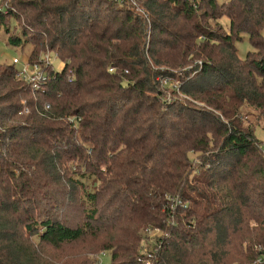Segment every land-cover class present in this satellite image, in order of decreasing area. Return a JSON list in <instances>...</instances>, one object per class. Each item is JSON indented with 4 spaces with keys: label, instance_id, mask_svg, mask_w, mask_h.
<instances>
[{
    "label": "trees",
    "instance_id": "obj_1",
    "mask_svg": "<svg viewBox=\"0 0 264 264\" xmlns=\"http://www.w3.org/2000/svg\"><path fill=\"white\" fill-rule=\"evenodd\" d=\"M1 29L62 65L32 89L0 63V264H90L54 256L88 238L110 264H264V0H8Z\"/></svg>",
    "mask_w": 264,
    "mask_h": 264
},
{
    "label": "rangeland",
    "instance_id": "obj_2",
    "mask_svg": "<svg viewBox=\"0 0 264 264\" xmlns=\"http://www.w3.org/2000/svg\"><path fill=\"white\" fill-rule=\"evenodd\" d=\"M223 1V0H220ZM8 0H0V7L4 6ZM225 20V19H224ZM226 21V20H225ZM15 25V24H14ZM12 25L10 30L19 32V27ZM8 35L4 33L3 29L0 30V63L4 64H12V59L17 58L18 63L14 64L16 67L20 68L22 64L27 63L29 55L32 50V46L30 44H25L23 46H14L8 43L7 41ZM237 55L239 58L243 59L248 51L252 50L250 42L247 38V35H242L241 41L236 42ZM48 56L53 62V68L59 69L61 67V62L56 56L55 53L49 52ZM44 54H41L39 59H42ZM247 120L252 123L254 127V135L255 137L262 143L264 147V120L257 119L255 116L250 115ZM70 215H67L65 218L69 221V223H73V219L75 218L74 211H70ZM140 231V230H139ZM142 238L145 239V245L148 244L151 247V243L154 244L159 237L160 232L156 229H142L139 232ZM100 241L88 238L82 243L76 244L75 246H65L62 251L57 254H54L55 259L57 261L64 262L63 260L77 255H81L85 252H92V256H90V264H110L111 257L110 252L99 249ZM150 243V244H149Z\"/></svg>",
    "mask_w": 264,
    "mask_h": 264
},
{
    "label": "built area",
    "instance_id": "obj_3",
    "mask_svg": "<svg viewBox=\"0 0 264 264\" xmlns=\"http://www.w3.org/2000/svg\"><path fill=\"white\" fill-rule=\"evenodd\" d=\"M42 63L36 62H27L22 64L18 69L17 75L28 83L32 89H37L41 83L45 82L47 79V70L48 68H53V62L51 61L48 53H44V57L40 59ZM13 64L18 63L17 58L12 59ZM62 65V63H61Z\"/></svg>",
    "mask_w": 264,
    "mask_h": 264
}]
</instances>
